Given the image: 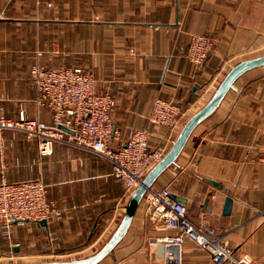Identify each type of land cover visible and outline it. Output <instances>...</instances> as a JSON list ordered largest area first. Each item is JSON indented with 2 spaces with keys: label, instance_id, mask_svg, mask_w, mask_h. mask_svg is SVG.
<instances>
[{
  "label": "crops",
  "instance_id": "crops-1",
  "mask_svg": "<svg viewBox=\"0 0 264 264\" xmlns=\"http://www.w3.org/2000/svg\"><path fill=\"white\" fill-rule=\"evenodd\" d=\"M193 34L214 39L199 68L187 58ZM261 55L264 0H0V107L12 119L25 111L51 124V111L36 105L31 66L86 69L96 90L114 98L111 118L120 133L114 147L132 130L147 129L152 148L166 154L178 130L149 121L155 99L178 103L182 126L232 66ZM235 87L153 187L183 198L189 218L226 235L236 258L264 264V66L243 74ZM35 179L48 185L63 217L47 227L14 225L10 235L0 224V259L24 253L17 239L23 232L45 235L56 251H97L117 229L133 192L96 153L55 143L42 157L36 139L19 131L0 134V183ZM227 198L233 200L229 215ZM172 236L155 224L144 198L125 236L98 264H215L192 241L181 247L165 241Z\"/></svg>",
  "mask_w": 264,
  "mask_h": 264
},
{
  "label": "built area",
  "instance_id": "built-area-1",
  "mask_svg": "<svg viewBox=\"0 0 264 264\" xmlns=\"http://www.w3.org/2000/svg\"><path fill=\"white\" fill-rule=\"evenodd\" d=\"M213 49L212 36L193 34L187 58L199 68ZM30 71L37 92L36 105L51 111L52 123L39 117H28L25 111L12 119L0 107V134L19 131L28 139H36L42 157L52 154L55 143L96 153L111 162L112 176L129 193L165 155L164 149L152 148L151 133L147 129H134L120 147L112 145L113 139L120 137L111 118L115 101L111 95L96 90L90 71L73 66L48 68L38 62ZM183 117L184 111L178 103L158 98L153 102L149 121L157 127L177 131ZM145 201L155 224L175 232V236L165 239L168 243L181 247L192 241L209 251L215 264H250L247 256L235 257L226 235L211 233L193 222L185 204L173 198L169 188H151ZM64 211L48 198V185L41 179L0 183V224L7 235L11 234L14 225L60 220Z\"/></svg>",
  "mask_w": 264,
  "mask_h": 264
},
{
  "label": "water",
  "instance_id": "water-1",
  "mask_svg": "<svg viewBox=\"0 0 264 264\" xmlns=\"http://www.w3.org/2000/svg\"><path fill=\"white\" fill-rule=\"evenodd\" d=\"M264 55L241 61L226 73L224 79L220 82L213 96L208 103L200 110L195 112L186 122L179 127L177 137L170 150L161 158V160L149 171L141 183L133 190L130 195L126 211L114 233L106 240L104 245L88 256L72 260H52L39 262H5L0 264H98L107 256L111 255L115 247L125 236L134 214L147 192L153 188L158 178L171 166L176 165V161L183 151L187 141L196 127L205 119L211 116L220 106L221 102L231 89H236L235 82L246 72L263 67ZM174 197V195H172ZM178 201H184L181 197H175ZM233 200L227 198L225 201L224 214L229 215L232 210ZM41 226L47 227V221L39 222ZM17 251V248L15 249Z\"/></svg>",
  "mask_w": 264,
  "mask_h": 264
},
{
  "label": "rangeland",
  "instance_id": "rangeland-1",
  "mask_svg": "<svg viewBox=\"0 0 264 264\" xmlns=\"http://www.w3.org/2000/svg\"><path fill=\"white\" fill-rule=\"evenodd\" d=\"M89 7V1H82ZM82 18H85L82 16ZM42 65V64H41ZM44 66V65H43ZM74 67V66H73ZM19 242V249L24 253L21 256L13 257L12 259H0V263L5 262H39V261H52V260H72L82 258L93 254L95 251H56L55 246L48 248V238L45 235L37 233L23 232L20 237L17 238ZM98 244V245H97ZM100 244L96 243L98 247ZM51 246V245H50ZM93 249V247L91 248ZM90 249V250H91Z\"/></svg>",
  "mask_w": 264,
  "mask_h": 264
}]
</instances>
